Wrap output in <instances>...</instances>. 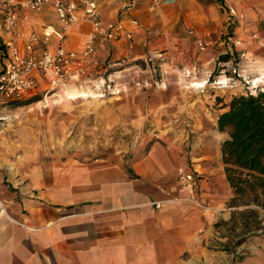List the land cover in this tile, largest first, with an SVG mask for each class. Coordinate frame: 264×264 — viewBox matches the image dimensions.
Listing matches in <instances>:
<instances>
[{"label": "crops", "instance_id": "crops-1", "mask_svg": "<svg viewBox=\"0 0 264 264\" xmlns=\"http://www.w3.org/2000/svg\"><path fill=\"white\" fill-rule=\"evenodd\" d=\"M153 1L98 4L105 21L140 29L130 49L148 46L149 53L164 58L178 53L186 57L184 63L196 58L184 47L187 42L215 34L212 43H218L231 23H247L237 26L233 44L244 46L254 35H264V0ZM47 25L59 27L51 5L31 13V30L41 32ZM192 28L189 36L186 30ZM90 32L87 23L74 25L68 47L83 48ZM5 37L0 29L2 47ZM218 49L210 48L201 62L196 59L199 66L212 68ZM217 127L216 119L204 131ZM37 133L36 127L0 126V196L9 212L0 219V264H229L230 255L209 247L216 222L228 221L237 209L227 205L230 186L219 155L196 157L204 160L192 165L198 190L192 195L176 178L179 168H189L183 142L155 145L134 161L85 162L58 159Z\"/></svg>", "mask_w": 264, "mask_h": 264}, {"label": "rangeland", "instance_id": "rangeland-1", "mask_svg": "<svg viewBox=\"0 0 264 264\" xmlns=\"http://www.w3.org/2000/svg\"><path fill=\"white\" fill-rule=\"evenodd\" d=\"M246 24L245 21L240 25L231 23L227 35L215 44L217 35L206 36L209 47L205 52L199 51L194 37L184 47L196 58L185 63L186 57L178 53L164 58L154 51L149 53L148 46L137 51L130 49L128 42L113 44L102 54L97 72L68 86L91 91L101 98L63 101V89L55 98L43 92L17 104L0 106V126L39 128L41 133L36 134L37 138L51 143L53 155L58 159L68 156L85 162L134 161L153 146H166L173 139L185 144L183 150L189 167L176 171L177 180L181 170L194 172L192 165L204 160H197L199 155H219L224 169L221 145L228 135L218 127L211 131L204 129H210L218 121L216 111L228 109L234 98L264 92V35L258 34V38L244 46H235L228 39L230 30L234 39L237 26L246 27ZM186 31L194 36L195 29ZM224 38L226 42L220 46ZM213 46L219 47L217 59L212 68L204 69L197 60L201 62L199 57ZM223 56H228L226 63L222 61ZM190 72H193L191 76ZM196 83L202 87L194 86ZM185 189L192 195L198 193L196 186L193 192ZM229 190L228 207L233 198L232 189ZM244 209H234L231 218ZM259 214L263 229L258 231L252 222L247 230L243 228L239 214L235 215L239 221L235 229L228 224L231 219L218 220L210 249L230 255L229 264H264V213ZM240 240L243 241L237 244Z\"/></svg>", "mask_w": 264, "mask_h": 264}, {"label": "built area", "instance_id": "built-area-1", "mask_svg": "<svg viewBox=\"0 0 264 264\" xmlns=\"http://www.w3.org/2000/svg\"><path fill=\"white\" fill-rule=\"evenodd\" d=\"M161 1L154 0L153 3L157 5ZM47 5L54 8L59 27L47 25L41 32L31 30V13ZM79 23L89 24L91 32L83 48L70 49L69 31ZM0 29L6 36L2 43L5 55L0 67V106L28 100L43 92L53 96L72 81L97 72L102 54L111 45L122 41L135 44L136 35L141 34L137 26L130 29L121 22H106L98 0H78L68 4L61 0H22L17 4L0 0ZM254 38L258 36L254 35ZM228 39L233 40L232 37ZM234 44L239 45V42ZM197 47L205 52L209 43L199 38ZM178 180L193 192L196 184L193 173L181 170ZM8 214L7 203L0 196V219Z\"/></svg>", "mask_w": 264, "mask_h": 264}, {"label": "trees", "instance_id": "trees-1", "mask_svg": "<svg viewBox=\"0 0 264 264\" xmlns=\"http://www.w3.org/2000/svg\"><path fill=\"white\" fill-rule=\"evenodd\" d=\"M232 33L230 30L229 37ZM227 59L228 56L222 57L224 63ZM217 123L218 130L228 135L221 145V155L233 192L230 207L245 208L236 213L243 228L247 230L252 222L256 231L263 229L259 213H264V92L234 98ZM236 214L228 223L232 229L238 227Z\"/></svg>", "mask_w": 264, "mask_h": 264}, {"label": "bare ground", "instance_id": "bare-ground-1", "mask_svg": "<svg viewBox=\"0 0 264 264\" xmlns=\"http://www.w3.org/2000/svg\"><path fill=\"white\" fill-rule=\"evenodd\" d=\"M255 83H258V82L256 81ZM194 86L202 87V85L198 84V83L195 84ZM68 88H70V87H68ZM68 88L67 87L63 88V91H64V92L62 91L63 94H62V92H59V93L54 94L53 97L55 98V97L59 96L60 93L63 96V101L64 100H76V99H88V98L97 99V98L102 97V96H98V95L92 93L91 91H83V90H78V89L76 90V89H72V88L68 89ZM67 89H68V91L65 92V90H67Z\"/></svg>", "mask_w": 264, "mask_h": 264}]
</instances>
